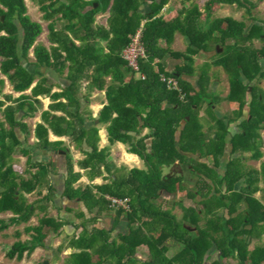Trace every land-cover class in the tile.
Masks as SVG:
<instances>
[{
    "label": "trees",
    "instance_id": "1",
    "mask_svg": "<svg viewBox=\"0 0 264 264\" xmlns=\"http://www.w3.org/2000/svg\"><path fill=\"white\" fill-rule=\"evenodd\" d=\"M37 1L45 20L63 22L59 28L50 29L49 48L36 45L43 29L28 15L25 0H0V93L5 85L2 77L20 93L40 78L30 95L16 99L4 95L0 100V214H12L7 221L0 219V230L29 223L53 201L55 190L49 182L55 168L52 159L34 162L18 134L28 139L29 127L23 119L34 105H41L38 97L47 96L51 103L35 127V147L51 157L64 156L62 197L83 203L90 213L113 209L106 196L128 199L130 207V211L116 209V223L127 218L128 234L110 240V232L87 231L84 227L81 235L68 244L76 251L64 264H135L142 246L149 250V261L142 264H209L214 256L217 258L210 264H264V242L249 249L253 240H264V202L254 197L257 192L264 197V187L258 186L264 183V162L258 170L242 163L246 154L254 161L263 157L259 132L264 129V89L256 84L264 80V44L255 48L253 41L264 43V24L252 19L247 27L231 18L209 16L213 5L241 6V0H209L206 22H201L202 13L196 5L171 21L158 17L171 0ZM144 5L149 6L147 12H142ZM108 11L107 26L96 25L97 16ZM247 14L252 17L248 9ZM141 27L147 52V58L140 62L144 80L122 58L123 49ZM178 32L187 40L186 52L159 47L160 42L171 45ZM32 48L35 61L30 63ZM210 50L216 54L199 73L197 90L182 77L195 76L194 57ZM168 54L184 60L174 74L158 63ZM210 67L222 68L229 76L226 99L237 104L229 116L216 115L213 108L219 98L206 94ZM43 69L58 76L66 71L68 85L51 93L53 86L41 73ZM162 76L176 78L181 90L163 88ZM84 82L88 85L83 96ZM95 89L106 91L107 96V104L97 117L86 105L88 93ZM205 99L212 101L207 103L212 122L208 130L200 117ZM30 100L33 103L28 104ZM102 125L106 126L109 145H126L146 168L117 169L110 162L109 147L100 149ZM144 130H148L145 135ZM49 132L67 137L81 150L85 157L77 163L80 170H89L92 178L107 173L111 182L75 187L81 174L74 170L73 156L63 143L50 142ZM14 155L27 157L25 171L14 169ZM226 155L228 163L220 173ZM174 166L197 178L193 189L182 173L164 175V168ZM43 188L46 194L30 203L27 195L41 194ZM183 192L197 205L182 206L181 219L158 204L162 193ZM76 216L84 219V226L91 222L84 212ZM65 224L59 217L44 214L38 218V225L25 229L32 234L31 241L15 242L6 257L22 260L25 252L44 247L49 236L59 235ZM171 242L180 246L173 259L168 258Z\"/></svg>",
    "mask_w": 264,
    "mask_h": 264
},
{
    "label": "crops",
    "instance_id": "2",
    "mask_svg": "<svg viewBox=\"0 0 264 264\" xmlns=\"http://www.w3.org/2000/svg\"><path fill=\"white\" fill-rule=\"evenodd\" d=\"M26 6L28 8V15L30 18L41 24L43 32L38 38L36 45L37 44H42L46 48H49L52 44L50 43L48 39V34L51 28H59L63 22L60 21L59 19H51V20H45L44 19V13L40 10V4L38 3L37 0H25ZM28 2L33 6V8H36L37 10H40L42 12V17L41 19H34L31 17L29 14V5ZM192 5L198 6L199 10L202 13L201 17V22H206L207 21V13L203 9L205 5L201 3V0H193L192 2H185L183 0H171L170 3L164 7L162 12L158 15V17L171 21L174 20L179 16L181 12H186L185 14L188 13V10L192 8ZM226 5V4H222ZM203 6V7H202ZM142 12H147L149 10L148 5L142 6ZM184 14V15H185ZM110 13L109 11L100 14L96 18V25L100 26H107V19L109 17ZM212 19H214V11H212L211 15H209ZM44 23L46 24V27H44ZM144 23V22H143ZM46 30V31H45ZM102 45H106V42H102ZM159 47L162 49H169L171 52H178V53H184L186 52L188 48L187 40L184 38V36L181 33H177L175 36V39L171 45H168L167 43L160 42ZM216 52L214 50H210L208 52L201 51L198 55L194 57L195 62H194V69L195 72L197 73L195 76H188L184 75L182 77V80L187 81L188 83H191L194 88L197 90L199 89L198 86V80L200 78L199 73L202 71V69L206 65H210L212 63V59ZM30 58V63L35 61V56H34V49L32 48L30 50L29 54ZM184 60L178 59L173 57L171 54H168L164 56L163 59H161L159 62V65L163 67L166 72L170 74L176 73L177 69L179 67H182ZM32 71H34V68H31ZM208 90L214 91L213 96L218 97L219 99L216 100V104L214 106V112L219 115V113L222 115H231L232 113L228 112H223L222 110V105H226V103H229L227 101L226 97L228 96L229 89L230 88H225L221 87V81L219 80V75L224 71L222 68H215V67H210L208 68ZM222 71V72H221ZM41 73L43 76L48 80V84L52 85V91L53 92H58L60 91V88L62 86L68 85V81L65 80L67 72L65 71L62 76H58L57 74L53 73L52 71H47L45 69L41 70ZM2 79L5 80V85L2 88V92L0 93V100L4 99V95H11L14 99L20 97L21 95H30L32 92V88L37 84L38 80L40 78H37L33 86L25 91V92H15L13 91L9 81L7 78L2 77ZM110 81V80H109ZM88 83L84 82L82 86V95H86V87ZM38 99L41 102V105H34L35 108H32L31 114L29 116L25 117L23 119V122L26 123L29 127V131L27 134V140H25V136L21 133L18 132L20 135V138L24 142V149L31 151V155L33 156V161L34 162H47L48 159H52L54 163V172L50 175L49 177V182L54 188L55 192L53 195V201L48 204L47 209L45 212L39 213L36 217L37 219V224L34 225H28V226H36L38 225V218L43 216L44 214L54 217V218H60L64 221L67 222L59 232V235H51L48 237V239L45 241V246L42 248H37L36 252H43L46 254L50 253L51 254V261L47 259L40 260L41 257L43 256V253H40V256L36 257L37 261L34 264H40L43 262L44 264H64L65 259L70 256V254L74 253L76 250L68 247V244L74 239L77 238L81 235L84 227L87 229V231H91L93 229H104L107 232H110L111 239L110 240H118V237L120 234H128L129 233V225L127 224V218L123 217L121 221L116 223V209H110V210H105L101 213H98L97 209H95L93 212H88L85 210V207L83 203L81 202H70L66 198L62 197V192H63V183H64V170H65V161H63L64 156L63 155H57L55 157H51V154L47 152L46 150L38 149L35 147L36 144V138H35V127L38 123H41V115L44 111L48 109V105L51 103L50 99L47 96L44 97H38ZM217 99V98H216ZM28 104L30 102L33 103L32 100L27 101ZM202 103V112L200 114L201 117V122L203 123L205 130H208L210 125H211V117L209 113L207 112V104ZM209 103H212L210 100ZM231 103V102H230ZM10 104L7 102L6 105ZM107 104V96H106V91H99L97 89L92 90L88 93V111L92 113L93 117H97L98 113L101 111L104 105ZM234 105L237 106L236 103ZM31 107V106H30ZM235 111V109L233 110ZM206 114V115H205ZM0 115H2L0 113ZM19 115H24L19 114ZM56 115H60V113H56ZM236 127V126H234ZM148 130H144L143 135L147 134ZM100 149H103L105 147H109L110 149V162L117 168V169H145L144 163L141 161V159L132 153L128 152V147L120 142L115 143L114 145H109L108 141V133L105 125H102L100 128ZM48 140L50 142H61L63 145L68 147V150H70L71 155L73 156L74 162H75V172L81 174L80 180L76 183L75 187H86L88 185H97L101 186L104 184H107L108 182H111V177L107 173H105L103 176L95 177L92 178L91 174L89 173V170H80L77 166V163L79 161H82V159L85 157L84 154L81 153V150H78L75 148L74 143H71L70 140H68L67 137H56L54 136L51 132L48 134ZM16 157L22 158L24 156L17 155ZM118 157V159H116ZM27 161V157H26ZM15 169V166H14ZM26 169V168H25ZM25 171V170H24ZM35 194V193H34ZM46 194V190H44V195ZM166 195L167 193H162V195ZM181 194V193H180ZM33 194L27 195V197L31 196ZM172 196L171 194H167V197H163V200H168ZM161 198V197H160ZM159 198V199H160ZM186 198V195L182 197L181 201L178 203L180 208L182 209L183 207H194L191 205H184V201ZM190 200V199H187ZM37 201V200H36ZM191 201V200H190ZM30 203H33L35 201H29ZM57 202V203H56ZM164 202V201H163ZM50 205V206H49ZM161 205V203H160ZM163 205V204H162ZM73 209L72 212H68L67 209ZM53 209L54 212L49 214L48 210ZM164 209V208H163ZM166 210H171V209H166ZM173 212V210H171ZM79 212H84L86 215L87 219H91V222L86 224L85 226L82 225L84 222L83 218H77V213ZM174 213V212H173ZM183 213V209H182ZM9 218L12 217L11 213ZM175 214V213H174ZM176 215V214H175ZM177 216V215H176ZM183 216V214H182ZM178 217V216H177ZM179 219L182 217H178ZM147 218H145L146 220ZM254 241V240H253ZM252 241V242H253ZM25 242V241H23ZM251 242V243H252ZM264 242V240L262 241ZM261 243V242H259ZM254 247V246H253ZM252 247V248H253ZM249 246V249H252ZM180 246L179 245H174V242H171V247L170 251L168 253V258L173 259L175 258V254L179 251ZM216 256L212 258V260L209 261V264L216 260ZM136 262L135 264H142L147 261H149V250L147 246H142L138 249L137 256H136ZM232 263V261H231ZM105 264H110V261L105 262ZM128 264H133V263H128Z\"/></svg>",
    "mask_w": 264,
    "mask_h": 264
},
{
    "label": "rangeland",
    "instance_id": "3",
    "mask_svg": "<svg viewBox=\"0 0 264 264\" xmlns=\"http://www.w3.org/2000/svg\"><path fill=\"white\" fill-rule=\"evenodd\" d=\"M208 1L209 0H201V3L203 5H205V7H203V6L202 7L206 13H207L206 5H207ZM241 2L243 3L241 6H239L237 4H235V5H222V4H218V3L213 5L212 11H214V17L215 18H231L235 21L244 22L247 27L252 23V19L256 20L258 23L264 24V0H241ZM28 5H29V14L31 15V17L34 19H37V18L41 19L42 15H43L42 12L40 10H37L36 8H33V6L30 4V2H28ZM247 9L250 10L252 17H250L247 14ZM44 27H46L45 23H44ZM263 44L264 43L259 41V40L253 41V47H255V48L262 47ZM219 80L221 81V87H224V89L230 88L229 76L226 72L223 71L219 75ZM256 85L258 86L259 89H264V80L259 81ZM206 94L210 98H212L214 91H212L210 89L206 92ZM205 101L209 102L208 99H205ZM222 107L223 108L221 111L228 112V113H232L233 110L234 109L236 110V108H237V106L234 105V103H230V102L226 103V105H224V106L222 105ZM201 112H200V114H201ZM216 115H218V114H216ZM219 115H221V114L219 113ZM259 133H261L262 140H263V145L261 148V150L263 152V157L261 159H259V161H254V159H251L249 157V155L246 154L244 159H243V162H242L247 168H252V169H257V170L259 168H261V164H262V162H264V129L261 130V132H259ZM228 152L229 151L227 150V153ZM16 156L17 155H14L12 164H13V166H15V170L17 172L21 173L26 168V157L18 158ZM116 159H118V157H116ZM63 161H64V159H63ZM211 161H212V158H209L208 163H211ZM227 163H228V156L226 155L223 158V161L221 162V167L219 168L220 173H222L225 170ZM163 173H164V175H166V177H170L174 173H182L185 176L188 187L190 189H193V187L197 181L196 177H194L186 169H185V171H183L181 169V167H179V166H174L171 168H169V167L164 168ZM258 186L263 188L264 183L261 181V182H259ZM44 190H45V188L42 189L41 194L35 193V194L29 196L28 200L29 201H36V200L41 199L44 196ZM184 195H186V192H183L181 194L178 193L176 195H172L171 197L169 196L170 198L168 200H163L164 199L163 197H167V194L166 195L161 194V196H160L161 198L158 200V204L161 203V206L164 209H171V210H173V212L178 217H182V214H183L182 209L180 208L178 203L181 201V199H182V197H184ZM262 195H263L262 192H257L256 194H254V197L264 202V197ZM184 205L196 206L197 203L195 201H192V200L190 201V200L185 199ZM241 209H243V206H240V210ZM48 212H49V214H51L54 211H53V209H50V210H48ZM9 216H10V214H7V213L0 214V219L7 221L9 219ZM34 224H37L36 218H33L29 223H25V224H21V225H14V226H11L4 231L0 230V264H34L37 261L36 257L40 256V253L42 254L43 252L42 251L36 252V249L42 248L41 246L36 247L31 252H25L22 260H16V259L10 260L6 257V252L15 242H17V241H31V239H32L31 235L32 234L26 232L25 229L27 227H29L28 225H34ZM259 242H262V241L254 240L250 244V248L257 245ZM43 259H47V260L51 261V254L47 253V256H46V254L43 253V256L41 257L40 260H43Z\"/></svg>",
    "mask_w": 264,
    "mask_h": 264
},
{
    "label": "built area",
    "instance_id": "4",
    "mask_svg": "<svg viewBox=\"0 0 264 264\" xmlns=\"http://www.w3.org/2000/svg\"><path fill=\"white\" fill-rule=\"evenodd\" d=\"M122 58L126 62L127 67L132 72L136 73L138 78L142 80L145 79L144 75L140 72V62L142 59L147 58V52L143 42L142 27L137 30L130 43L123 49ZM161 82L171 90H181L179 81L176 78H167L162 76ZM106 199L110 202L111 208L130 211L128 199H119L111 196H106Z\"/></svg>",
    "mask_w": 264,
    "mask_h": 264
},
{
    "label": "water",
    "instance_id": "5",
    "mask_svg": "<svg viewBox=\"0 0 264 264\" xmlns=\"http://www.w3.org/2000/svg\"><path fill=\"white\" fill-rule=\"evenodd\" d=\"M163 88H167V86H166V85H164V86H163Z\"/></svg>",
    "mask_w": 264,
    "mask_h": 264
}]
</instances>
